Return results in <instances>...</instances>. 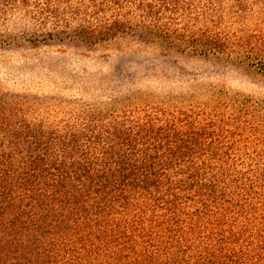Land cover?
<instances>
[{
	"label": "rangeland",
	"instance_id": "1",
	"mask_svg": "<svg viewBox=\"0 0 264 264\" xmlns=\"http://www.w3.org/2000/svg\"><path fill=\"white\" fill-rule=\"evenodd\" d=\"M139 4L0 0V97L50 121L128 109L183 129L194 123L205 136L204 182L212 190L181 194L179 222L156 207L134 223L172 230L152 233L151 248L191 232L176 248L187 258L205 257L225 239L215 229L235 225L238 238H226L235 252L221 263L264 264V7L254 0L242 10L232 0ZM192 215L201 219L195 226Z\"/></svg>",
	"mask_w": 264,
	"mask_h": 264
},
{
	"label": "trees",
	"instance_id": "2",
	"mask_svg": "<svg viewBox=\"0 0 264 264\" xmlns=\"http://www.w3.org/2000/svg\"><path fill=\"white\" fill-rule=\"evenodd\" d=\"M185 1L139 6L179 8ZM250 1L232 6L242 10ZM254 3L264 7V0ZM200 131L128 109H84L50 121L0 97V264H223L235 252L226 240L238 238L235 225L215 226L225 239L205 257L187 258L176 248L191 232L151 248L152 233L161 238L172 230L134 223L144 208L156 207L169 212L168 222H179L181 194L212 190L204 182L208 148ZM195 218L192 226L201 220Z\"/></svg>",
	"mask_w": 264,
	"mask_h": 264
}]
</instances>
